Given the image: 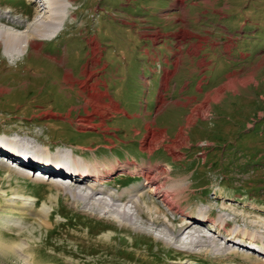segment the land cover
Listing matches in <instances>:
<instances>
[{"label": "rangeland", "instance_id": "obj_1", "mask_svg": "<svg viewBox=\"0 0 264 264\" xmlns=\"http://www.w3.org/2000/svg\"><path fill=\"white\" fill-rule=\"evenodd\" d=\"M182 1L73 0L60 32L42 42L39 54L29 45L23 56L10 60L0 45V89L5 90L0 92V145L6 146H0V154L18 160L0 158V246L27 243L23 253L0 249V264H264V256L249 250L250 245L226 244L229 234L239 231L235 241L245 238L249 244L255 238L251 243L264 250V0H186L189 17ZM31 3L0 0V16L29 26ZM185 30L192 35L188 40L195 39L194 31L202 33L201 57L209 63L198 68H204L202 93L196 90L200 81L195 76L189 89H172L165 96L173 80L163 63L169 51L162 34L170 32L179 40ZM139 37L157 51L156 78L147 68L149 56ZM95 44L99 65L93 58ZM172 54L175 57V51ZM88 67V73H95L92 80L101 82L99 91L108 93L106 103H115L121 113L107 119L105 128L84 132L78 124L93 108L86 110L88 93L82 95L79 85H67L65 75L70 71L83 81ZM172 69H177L175 61ZM235 72L239 74L228 79ZM216 96L221 97L218 102L213 101ZM95 119L94 124L103 121L101 116ZM149 125L167 137L151 156L143 144ZM182 131L189 146L169 150ZM35 149L49 157L60 153L77 159L83 167L76 170L80 177L92 169L80 163L82 158L88 164L122 163V174L115 170L107 177L111 186L105 189L113 193L142 188V171L167 169L169 184L188 187L181 205L186 218L204 224L196 230L218 240L217 245L183 251L166 243L164 228L138 233L89 212L60 188L73 184L54 179L65 172L51 176L20 167L18 156L23 153L46 173L57 172L37 160ZM131 161L139 162L142 170L127 174ZM20 173L51 178L41 183ZM17 193L34 200V207L24 208L20 201L12 207L8 200ZM45 203L52 207L47 226L37 215ZM144 205L168 226L169 220L185 219L180 211L170 210L161 195L147 194ZM200 212L205 214L202 220ZM186 223L182 220L174 228L178 232ZM221 247L227 252L219 254Z\"/></svg>", "mask_w": 264, "mask_h": 264}, {"label": "bare ground", "instance_id": "obj_2", "mask_svg": "<svg viewBox=\"0 0 264 264\" xmlns=\"http://www.w3.org/2000/svg\"><path fill=\"white\" fill-rule=\"evenodd\" d=\"M28 1L32 2L31 4L34 6V13L32 14L31 24L29 26H25V24L18 22L17 20H12L13 17L3 18L2 16L4 15L0 16V45L4 47L5 55L10 60L19 59L21 56H23L29 45L33 46L36 52L39 54L44 46L42 42L50 41L51 38L56 37V35L60 32L62 24L67 19L68 7L71 5V2L73 0ZM6 13L10 16L12 14L10 10H7ZM99 51V45L95 44L94 62L96 63V65L100 64V59L97 58L98 54L100 53ZM61 64H64V62H61ZM86 69L84 71L85 79L83 81L76 80L73 77L72 72L70 71H67L65 75V83L67 85H79L82 95L88 93V99L85 105L86 110L89 107H92L93 111L92 113H88L87 119L81 120L78 124L80 130L84 132L87 129H99L100 127L105 128L107 119L112 117L114 114L121 113L120 109L115 103H106V100L109 98L108 93L99 91L98 88L101 84L100 80H92V78L95 76V73H88L89 67ZM0 92L4 93L5 90L0 89ZM220 98L221 97L216 96L213 98V101L218 102ZM95 116H101L103 120L101 124H94V121L96 120ZM106 130L108 131V129ZM166 140V132H157L149 125L148 134L143 144L145 145L146 151L151 156ZM178 140L179 141L174 142V146L170 147L169 150L175 152L182 147L189 146V139L184 131L180 133ZM0 146L6 149L5 145L1 144ZM22 151L29 150L24 149ZM45 151L48 152L49 150L45 149ZM18 152H20V150ZM70 152L74 154L75 150L71 149ZM33 153L39 155V159L37 158V160H41L40 162L43 163V165L47 164L48 167L49 165H51L57 172L53 171L51 173H46L43 170V167H38L37 165H34L33 161H31L30 159L28 160V158H24L25 154L23 153H21V156H18L21 161V163H18L20 167H23L24 169H35L47 175L50 174L51 176H55L61 171L65 172L64 174L66 175H56L57 177H54V179L57 180L56 182L58 184H60L59 181H63V183H61L63 185L73 184L72 188L66 186L60 188L61 190H64L65 192L70 194V196L74 200L80 201L89 212L98 214L102 218H113L117 220V222H119L121 227H129L138 233L158 232L159 230L164 228L166 230L164 232L165 236L170 238H167L166 243L175 244L177 248L183 251H192L195 248L200 249L204 246L213 247L217 245L216 243L218 240H210V237L202 235L201 232L196 230V227L204 226V224L196 220L186 218L187 215L184 214L185 211L182 209L181 205L183 203L182 197L186 194L188 187H185L186 185L184 186V183L182 182H173L169 184L168 182L170 181V175H168L167 169H163V171H157L154 169L149 171H142L140 176L145 180L142 188L135 187L128 189L125 192L113 193L112 191H108L105 189V187L111 186L108 183L109 181L107 177L112 176L115 173V170L122 174L124 172L122 168H124L125 166L122 163H113L112 166L104 162L88 164V162L84 161L82 158L80 163L83 162L85 166H89L92 169L86 168L84 172L85 175L83 177H80L79 172L77 173L76 170H80V167L81 169L83 167L79 164V161L77 159L74 160L72 159V157L60 153L55 156L49 157V154L44 155V152H38L36 151V149L33 150ZM40 154H42V157H40ZM8 156H10L12 158L11 160H14L15 163L18 162L13 154L12 156L10 155V153H8L7 155H3V153L0 154V158H6ZM178 158H180V156ZM126 167V173L132 175L139 170H142V165L137 161L129 162ZM20 174L26 178H31L35 182L41 183L47 182L51 178L50 177L47 180L46 177L42 174L37 177L35 176L36 174ZM90 177H93V179H89ZM163 179L164 181H162ZM125 189L127 188L125 187ZM147 194L151 196H163V202L170 208V210L176 209L177 211L175 212L180 211L185 219H179L175 221H171L168 219L172 225L168 226L167 223H165L160 217H158L159 215L157 217L154 216L151 207L150 209L145 208L144 203ZM8 201H10L12 207L17 206L19 204V201L24 208L34 207L35 204V201L31 200V198L28 199L25 197V195L18 193L16 194V197H12ZM153 205L156 207V213L160 214L162 210L154 202ZM51 211L52 207L47 203H45L40 208L37 215L41 216V222L43 225H50L49 217ZM204 216L205 214H203L202 212L199 213V218L201 220L204 218ZM182 220L183 222H186L187 220V223L186 225L181 226L179 228V231L177 232V230L174 228V225L176 223H181ZM227 226H229V223L225 221V230L227 229ZM191 230L196 231L192 234ZM203 238H206L207 240H203ZM237 239H239V231H233L229 234V237L226 240V244L228 245L230 242L234 241L233 243L237 245L239 244L238 246L245 245V247L248 248L247 246L250 245L249 247L251 249L249 250H253L257 254H261L262 256H264V250L260 249L257 246H254V244L251 243L254 242L255 238L253 240L251 239V242H249V244H246L245 238L240 240V242L235 241ZM0 249H4L3 252L15 251L18 253H23L27 250V243H14L13 245H6L5 248L0 246ZM203 250L205 249L203 248ZM219 250V254H223L226 253L228 249L226 247H221L219 248Z\"/></svg>", "mask_w": 264, "mask_h": 264}, {"label": "crops", "instance_id": "obj_3", "mask_svg": "<svg viewBox=\"0 0 264 264\" xmlns=\"http://www.w3.org/2000/svg\"><path fill=\"white\" fill-rule=\"evenodd\" d=\"M181 0H175V2H180ZM182 7H184V14L187 15L188 17L191 15L190 11L191 9L188 7V9L186 8V0L182 1L181 4ZM170 8V7H169ZM163 43L167 50L169 52L165 53L164 55V60L163 63L165 62L166 65V74L171 73V79L173 80V85L172 88H169V84L168 86L165 88L166 90L164 91H168L167 93H165L164 95L166 96L170 90L173 89V91H181L184 92L185 90L189 89L190 86L192 85V83L194 84L195 81H192V78L195 76H198V80L199 82V87H197V82H196V90L198 92L202 93V86L204 84V80H200L202 79V70L204 68H202L201 70H199V67H207L208 66V62L205 58V60H202L201 57V51L203 49V44H202V33L197 31L193 33L195 39L194 40H188L191 39L190 37L192 36L191 33L187 30L182 31V38H180L179 40H176L175 38H173L172 36H170V32H163ZM155 38L159 37L160 34L156 33L155 34ZM141 40V37H139ZM204 41H208V39H203ZM141 42H143V40H141ZM161 45H157L156 48H160L162 47ZM176 44L180 45L179 50L177 51L176 49H174V47H176ZM218 44V43H217ZM230 47H232L231 45H228ZM227 46V47H228ZM226 47V49L228 50V48ZM192 48H195L196 51H193ZM232 48L229 49V51ZM142 50L149 56V61H148V69L150 71V73L152 74L154 72L155 76L153 78H156V76L158 77V70L156 69V65L159 62V57H157V51L154 50L153 45L149 42H143V46H142ZM175 51V57L174 54H172V52ZM178 54V59L176 58ZM93 58H94V53H93ZM177 60V61H176ZM175 61V65L177 66V69L173 70L172 69V64H174ZM206 61V62H205ZM106 66V65H105ZM185 70H187V72H184ZM84 74V73H83ZM101 74V73H100ZM234 74H239L238 72H235L231 75H229L228 79H230V76L234 75ZM162 78V76H161ZM183 79V80H182ZM183 86L181 87V81L184 82ZM197 80V81H198ZM203 81V82H202ZM187 85V87L185 88V86ZM224 85V84H223ZM199 88V89H198ZM207 95V94H206ZM111 102V101H110ZM181 104H185V102H181ZM183 106V105H180ZM184 107V106H183Z\"/></svg>", "mask_w": 264, "mask_h": 264}]
</instances>
